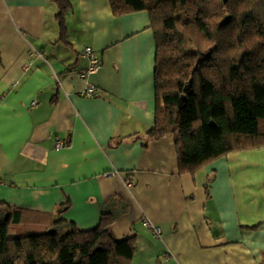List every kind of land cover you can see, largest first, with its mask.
Here are the masks:
<instances>
[{
    "label": "crops",
    "instance_id": "1",
    "mask_svg": "<svg viewBox=\"0 0 264 264\" xmlns=\"http://www.w3.org/2000/svg\"><path fill=\"white\" fill-rule=\"evenodd\" d=\"M69 1L63 42L54 0H0V204L21 213L9 236L58 220L88 231L108 212L114 240L134 237L129 264H264V147L179 174L173 136H147L156 110L150 14ZM85 47L101 66L83 79ZM87 85L100 96H81Z\"/></svg>",
    "mask_w": 264,
    "mask_h": 264
},
{
    "label": "trees",
    "instance_id": "2",
    "mask_svg": "<svg viewBox=\"0 0 264 264\" xmlns=\"http://www.w3.org/2000/svg\"><path fill=\"white\" fill-rule=\"evenodd\" d=\"M116 16L147 11L156 43L151 140L172 135L179 174L264 147V0H108ZM65 42L69 0H54ZM21 213L0 204V264H129L134 237L116 241L113 214L79 231L58 220L11 238ZM68 228V231H65Z\"/></svg>",
    "mask_w": 264,
    "mask_h": 264
},
{
    "label": "built area",
    "instance_id": "3",
    "mask_svg": "<svg viewBox=\"0 0 264 264\" xmlns=\"http://www.w3.org/2000/svg\"><path fill=\"white\" fill-rule=\"evenodd\" d=\"M83 57L87 60L88 66L87 68L80 74V78H87L91 75L96 74L101 66L100 59L98 58V55L96 51L92 47H85L82 52ZM99 89H97L94 86L87 85L86 88L80 93L81 96L85 98H98L100 95ZM63 148L62 142H57L55 145V150L59 151ZM132 181L130 179H127L126 184L128 186H131ZM142 226L151 230L155 237L160 236V228L156 225H153L150 221L144 219L142 221Z\"/></svg>",
    "mask_w": 264,
    "mask_h": 264
},
{
    "label": "rangeland",
    "instance_id": "4",
    "mask_svg": "<svg viewBox=\"0 0 264 264\" xmlns=\"http://www.w3.org/2000/svg\"><path fill=\"white\" fill-rule=\"evenodd\" d=\"M13 234V233H12Z\"/></svg>",
    "mask_w": 264,
    "mask_h": 264
}]
</instances>
